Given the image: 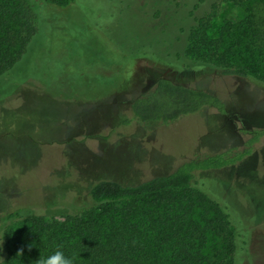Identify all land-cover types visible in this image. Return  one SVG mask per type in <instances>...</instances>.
<instances>
[{
  "label": "rangeland",
  "instance_id": "374dc122",
  "mask_svg": "<svg viewBox=\"0 0 264 264\" xmlns=\"http://www.w3.org/2000/svg\"><path fill=\"white\" fill-rule=\"evenodd\" d=\"M215 2L34 5L35 33L0 77V258L8 248L3 227L23 226V219L3 218L11 211L76 212L96 179L136 183L195 156L245 149V130L264 127V82L254 77L264 71L262 45L246 38L250 15L264 3L249 10L220 2L207 27L209 38H223L229 60L251 74L226 75L193 63L185 52L191 28ZM158 77L218 95L225 111L205 107L168 123L130 119L129 101ZM202 176L235 227L238 264H264V137L239 161ZM207 206L199 200L186 218L188 226L198 223L188 233L193 264L229 256L213 217L204 215Z\"/></svg>",
  "mask_w": 264,
  "mask_h": 264
},
{
  "label": "trees",
  "instance_id": "16d2710c",
  "mask_svg": "<svg viewBox=\"0 0 264 264\" xmlns=\"http://www.w3.org/2000/svg\"><path fill=\"white\" fill-rule=\"evenodd\" d=\"M220 2L246 5L250 10L252 5L261 8L264 0H216L191 28L185 52L193 63L226 75L247 76L252 72L244 65L232 63L229 52L221 49L223 38L211 39L207 35V27ZM38 3L70 9L79 0H0V77L21 58L34 35L33 7ZM250 16L254 18L248 19L247 43L261 44L260 52L264 56V8ZM135 48L128 46L129 50ZM254 77L264 82V71L254 73ZM205 107L225 111L218 95L166 77L156 78L149 88L129 101L130 119L144 123H168ZM127 122L129 118L122 121ZM245 132L249 139L242 150L229 148L195 156L174 170L136 183L96 179L87 186L76 212L58 209L48 216L27 209L7 213L3 218L11 221L10 224L23 219V226L17 231L10 229V225L3 227L1 235L8 248L0 264H37L39 258L50 256L58 249L72 257L73 264H193L188 233L197 231L198 223L188 226L186 218L199 200L208 201L204 215L213 217L225 250L227 246V260L225 252L215 264H238L235 227L226 207L209 196L204 187L207 178L202 174L239 161L249 153L253 142L264 137V127ZM20 250L23 251L19 256Z\"/></svg>",
  "mask_w": 264,
  "mask_h": 264
},
{
  "label": "clouds",
  "instance_id": "9594fccd",
  "mask_svg": "<svg viewBox=\"0 0 264 264\" xmlns=\"http://www.w3.org/2000/svg\"><path fill=\"white\" fill-rule=\"evenodd\" d=\"M22 251H18L17 255H22ZM0 261H3L2 258ZM37 264H73V258L66 256L62 250L58 249L50 256L39 258Z\"/></svg>",
  "mask_w": 264,
  "mask_h": 264
}]
</instances>
